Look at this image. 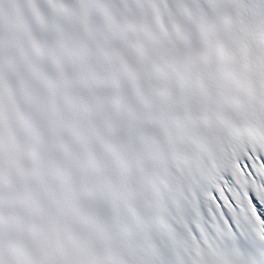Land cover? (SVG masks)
Wrapping results in <instances>:
<instances>
[{"label": "snow or ice", "instance_id": "1", "mask_svg": "<svg viewBox=\"0 0 264 264\" xmlns=\"http://www.w3.org/2000/svg\"><path fill=\"white\" fill-rule=\"evenodd\" d=\"M0 264H264V0H0Z\"/></svg>", "mask_w": 264, "mask_h": 264}]
</instances>
